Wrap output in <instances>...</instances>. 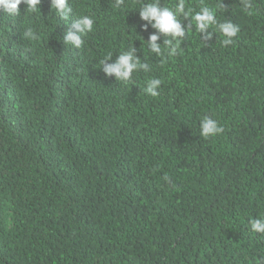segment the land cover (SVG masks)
<instances>
[{"label": "trees", "instance_id": "1", "mask_svg": "<svg viewBox=\"0 0 264 264\" xmlns=\"http://www.w3.org/2000/svg\"><path fill=\"white\" fill-rule=\"evenodd\" d=\"M114 2L70 0L69 20L51 0L36 13L0 11V264H257L264 0L251 14L241 0H187L240 32L223 46L193 26L175 57L147 51L156 30L144 29L140 0ZM81 14L96 23L77 47L64 38ZM129 45L151 70L125 83L99 62ZM151 78L162 80L156 97L144 91ZM203 115L225 131L204 139Z\"/></svg>", "mask_w": 264, "mask_h": 264}, {"label": "clouds", "instance_id": "2", "mask_svg": "<svg viewBox=\"0 0 264 264\" xmlns=\"http://www.w3.org/2000/svg\"><path fill=\"white\" fill-rule=\"evenodd\" d=\"M41 3L42 0H0V11L9 17H15L22 13L20 6L25 5V13H36L41 11ZM241 4L245 11L253 8L251 0H241ZM112 7L117 10H126L129 7L136 9L137 0H128L127 3L126 0H115ZM219 7L225 8L223 0ZM138 8L140 18L147 22L144 29L147 30L148 26L151 25L156 30V33H153L147 41H144L147 45V51L157 53L161 57H175L178 51H181L182 39L189 34L193 26L199 33H205L204 38L208 40L212 39L213 33H218L223 46L232 44L240 32L238 24L228 19L218 20L216 10L204 4L198 5L199 10L196 11L192 5L187 3V0H174L173 3L163 5L160 0H147V2L140 0ZM51 9H55L64 20H69L70 14L73 12L70 0H51ZM249 14H251L250 11ZM183 20H190L191 24L185 28ZM95 23L93 16L79 15L74 22L76 32L69 30L64 38L65 41L72 42L75 46L80 47L83 43V37L94 31ZM24 35L32 40L37 39V34L32 28H27ZM160 35L166 37L163 46L157 43ZM135 51L136 49L129 45L127 49H121L115 63H107V60L112 57L110 52L100 60L99 64L103 66V71L107 75L112 76L114 74L120 82H131L134 73L140 72V70L147 73L151 70L149 64L142 62L135 55ZM161 85L162 80L160 78H151L147 81L144 91L152 97H156L159 95L158 89ZM224 131L225 129L219 120L210 115L201 117L199 133L204 139L215 138ZM164 180L171 182L170 177L167 175L164 176ZM249 226L253 233H260V237H264V215L250 219ZM257 264H264V258L258 257Z\"/></svg>", "mask_w": 264, "mask_h": 264}]
</instances>
